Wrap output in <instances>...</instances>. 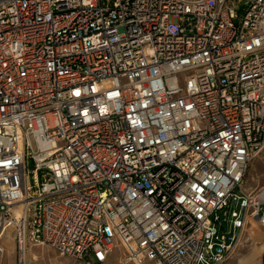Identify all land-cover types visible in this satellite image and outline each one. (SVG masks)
I'll return each mask as SVG.
<instances>
[{"label": "built area", "instance_id": "1", "mask_svg": "<svg viewBox=\"0 0 264 264\" xmlns=\"http://www.w3.org/2000/svg\"><path fill=\"white\" fill-rule=\"evenodd\" d=\"M263 152L264 0H0L15 264L29 245L80 264L115 248L120 264H226L264 229V185L244 187Z\"/></svg>", "mask_w": 264, "mask_h": 264}, {"label": "rangeland", "instance_id": "2", "mask_svg": "<svg viewBox=\"0 0 264 264\" xmlns=\"http://www.w3.org/2000/svg\"><path fill=\"white\" fill-rule=\"evenodd\" d=\"M31 168L32 167L30 165L27 167V171L29 173ZM28 181L30 182V176L24 178L22 191H24V184ZM263 185L264 152L250 163L244 180V187L249 191H255ZM0 245L3 247V254L0 257V264H15V243L14 232L12 229H9L7 233L1 238ZM120 253L121 249L115 248L107 262L104 264H120ZM27 260L28 264H80L72 258L61 255L58 252L41 245H29L27 250Z\"/></svg>", "mask_w": 264, "mask_h": 264}, {"label": "crops", "instance_id": "3", "mask_svg": "<svg viewBox=\"0 0 264 264\" xmlns=\"http://www.w3.org/2000/svg\"><path fill=\"white\" fill-rule=\"evenodd\" d=\"M264 229L249 224L231 254L227 264H263Z\"/></svg>", "mask_w": 264, "mask_h": 264}, {"label": "water", "instance_id": "4", "mask_svg": "<svg viewBox=\"0 0 264 264\" xmlns=\"http://www.w3.org/2000/svg\"><path fill=\"white\" fill-rule=\"evenodd\" d=\"M232 206H233V201L231 202L230 211H231V209H232Z\"/></svg>", "mask_w": 264, "mask_h": 264}, {"label": "trees", "instance_id": "5", "mask_svg": "<svg viewBox=\"0 0 264 264\" xmlns=\"http://www.w3.org/2000/svg\"><path fill=\"white\" fill-rule=\"evenodd\" d=\"M263 264H264V255H263Z\"/></svg>", "mask_w": 264, "mask_h": 264}]
</instances>
